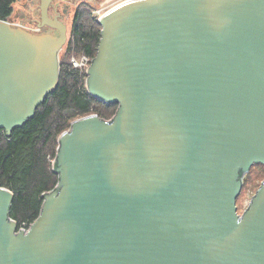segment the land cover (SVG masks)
Instances as JSON below:
<instances>
[{"label": "water", "instance_id": "1", "mask_svg": "<svg viewBox=\"0 0 264 264\" xmlns=\"http://www.w3.org/2000/svg\"><path fill=\"white\" fill-rule=\"evenodd\" d=\"M53 1L38 24L52 31L0 20L9 136L59 84L68 27ZM99 23L86 87L117 113L60 135L58 185L27 233L0 181V264H264V184L237 207L264 164V0H132Z\"/></svg>", "mask_w": 264, "mask_h": 264}, {"label": "trees", "instance_id": "2", "mask_svg": "<svg viewBox=\"0 0 264 264\" xmlns=\"http://www.w3.org/2000/svg\"><path fill=\"white\" fill-rule=\"evenodd\" d=\"M19 1L0 0V20H10ZM99 19L92 6L82 5L77 10L65 46L66 57L60 60L57 88L35 115L10 136L0 130V181L14 195L10 217L19 227L31 225L39 218L44 196L58 185L60 177L54 170L59 137L71 127L72 120L92 111L104 120V116L111 115L112 119L117 113L116 105L102 103L88 93L87 75L70 63L73 54L96 57L103 30Z\"/></svg>", "mask_w": 264, "mask_h": 264}, {"label": "rangeland", "instance_id": "3", "mask_svg": "<svg viewBox=\"0 0 264 264\" xmlns=\"http://www.w3.org/2000/svg\"><path fill=\"white\" fill-rule=\"evenodd\" d=\"M30 0H21L19 2H17L14 6V13L12 15V17H15V13L19 11V8L21 9V11L25 12L26 13V10H27V15L29 16H33V10L32 8L30 9H25L24 8V3H28ZM58 1H61V0H58ZM126 0H94L93 2H97L94 6H92V8L94 9V13L97 14L98 13V16L99 18H101L104 14L108 13L109 11H111L113 8H115L116 6L122 4L123 2H125ZM55 1L52 2V4L54 5ZM72 3V2H70ZM31 5V4H30ZM86 6H88L86 4ZM59 7V6H58ZM52 8V7H51ZM77 13V10H75V14ZM64 21V23L66 22L64 19H62ZM71 20H74L71 19ZM15 24L19 23L20 21L17 19V18H14V20H12ZM22 21V20H21ZM35 25L33 26H37L41 21L38 19V18H35ZM17 22V23H16ZM73 22V21H72ZM71 26H72V23L70 22L69 23V30H68V33L71 32ZM27 27H30L29 25ZM65 46L63 47V49L61 50L60 52V55H59V59H64V57H66V54H65ZM65 55V56H64ZM78 55H81V54H73L70 56V59L73 57V56H77L79 57ZM67 59V58H66ZM97 106V105H96ZM102 107L104 106H107L106 104H102L101 105ZM98 107V106H97ZM93 114H96L92 111V114H89V115H93ZM105 114V113H104ZM97 115V114H96ZM78 116V117H77ZM75 117L74 120H72V122H74L75 120L79 119V118H82V117H85V116H79L77 115ZM88 116V115H87ZM107 120H110L111 119V115L109 116H104ZM245 184L243 185L242 187V192L240 194V196L238 197L237 199V207H238V213L240 215H242L249 207L253 197L255 196L256 192L258 191L259 189V186L260 184L262 183V181L264 180V165H259V166H254L250 172L245 176Z\"/></svg>", "mask_w": 264, "mask_h": 264}, {"label": "flooded vegetation", "instance_id": "4", "mask_svg": "<svg viewBox=\"0 0 264 264\" xmlns=\"http://www.w3.org/2000/svg\"><path fill=\"white\" fill-rule=\"evenodd\" d=\"M41 1L42 0H30L28 3H24V8L25 9H30V8H32V10H33V16L31 17V16H29V15H27V10H26V13H24L23 12V15H22V21H20L19 23H17L18 25H20V27H23V28H28L29 30H31V31H34L35 33H43V30H45V31H52V29L50 28V27H48V26H44V28H39L38 27V25L35 27V26H33V25H35V18H38L40 21H42L41 20V18H42V15L40 14V5H41ZM55 2H57V3H55L54 5H58L59 7H58V11H57V13H60L62 16H63V19L66 21V26L67 27H69V23L71 22L72 24H73V22L72 21H74V20H71V19H73L74 17H75V15L77 14H75V10H78L82 5H88V6H94L93 5V3H90L89 1H85V0H69L70 2H72V6H73V8H74V10H73V8H70V7H68V6H66V5H63L64 3V1L65 0H61V1H58V0H54ZM95 3V2H94ZM31 4V5H30ZM67 8H69L68 9V13H66V10H67ZM54 10H55V8L54 7H52V8H50V10H49V12H50V16H53L52 15V13L54 12ZM39 12V13H37V15H36V12ZM56 15V14H55ZM66 15H67V18H66ZM30 26V27H27V26ZM68 30H69V28H68ZM70 34L71 33H68L67 35H68V38H67V42L65 43V45L64 46H66V44L68 43V41H69V38H70ZM95 58V57H94ZM113 119V118H112ZM259 165H264V164H262V163H256V164H254L251 168H250V170L254 167V166H259ZM250 170L243 176V178L241 179V181H242V187H243V185L245 184V176L250 172ZM263 184H264V180L262 181V183L260 184V186H259V189L263 186ZM258 189V190H259ZM242 192V191H241ZM258 192V191H257ZM256 192V193H257ZM256 195V194H255Z\"/></svg>", "mask_w": 264, "mask_h": 264}, {"label": "built area", "instance_id": "5", "mask_svg": "<svg viewBox=\"0 0 264 264\" xmlns=\"http://www.w3.org/2000/svg\"><path fill=\"white\" fill-rule=\"evenodd\" d=\"M97 15H98V13H97ZM78 56L79 57L73 56L70 59V63L75 69H78V70H80L82 72H85V74L87 75V77H86V80H87V78H88V74L87 73H88V70L91 67L92 63H93L94 57H91V56L85 55V54H81V55H78ZM111 120L112 119L106 120V121H111ZM31 225L19 227L18 232H20L22 230V231H25L27 233L29 231V229L31 228Z\"/></svg>", "mask_w": 264, "mask_h": 264}, {"label": "crops", "instance_id": "6", "mask_svg": "<svg viewBox=\"0 0 264 264\" xmlns=\"http://www.w3.org/2000/svg\"><path fill=\"white\" fill-rule=\"evenodd\" d=\"M85 1H89L90 3H93V5H95L97 3V2L94 3L93 2L94 0H85ZM63 3H64L63 5H66V6L70 7V8H73L72 3H70L69 0H65ZM53 7L55 8V10L52 13L53 16H51V17H54L55 14L57 13L58 5H53ZM73 10H74V8H73ZM37 13H39V12L37 11L36 15H37ZM22 15H23V11H21V9L19 8V11L16 12L15 15H14L15 17H11V20H14V18H17L19 21H21L22 18H23ZM66 18H67V15H66Z\"/></svg>", "mask_w": 264, "mask_h": 264}, {"label": "bare ground", "instance_id": "7", "mask_svg": "<svg viewBox=\"0 0 264 264\" xmlns=\"http://www.w3.org/2000/svg\"><path fill=\"white\" fill-rule=\"evenodd\" d=\"M129 1H132V0H126L125 2H129ZM124 3V2H123ZM41 8V7H40ZM42 14V13H41ZM68 29V28H67ZM67 34H68V31H67Z\"/></svg>", "mask_w": 264, "mask_h": 264}]
</instances>
